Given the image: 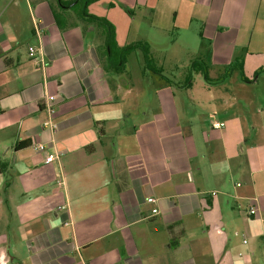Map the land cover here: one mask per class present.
Returning <instances> with one entry per match:
<instances>
[{
	"label": "crops",
	"instance_id": "crops-1",
	"mask_svg": "<svg viewBox=\"0 0 264 264\" xmlns=\"http://www.w3.org/2000/svg\"><path fill=\"white\" fill-rule=\"evenodd\" d=\"M53 9L0 0V264H264V115L246 104L212 117L232 62L247 84L264 76V0L89 6L119 47L148 42L170 78L206 61L211 81L196 73L188 87L186 72L150 83L141 62L134 77L135 53L126 73H106L94 33L66 13L60 28ZM147 82L157 88L144 92ZM48 95L59 100L44 126ZM35 142L59 159L46 164Z\"/></svg>",
	"mask_w": 264,
	"mask_h": 264
},
{
	"label": "trees",
	"instance_id": "trees-1",
	"mask_svg": "<svg viewBox=\"0 0 264 264\" xmlns=\"http://www.w3.org/2000/svg\"><path fill=\"white\" fill-rule=\"evenodd\" d=\"M98 0H56L57 8L60 13L53 9L55 20L58 26L62 29L66 27V20L62 13L73 15L76 21L83 26L84 33L91 30L94 37L101 41L98 46V51L102 63V67L106 73L124 74L126 73L127 57L132 53L140 52L142 55V72H149L156 77H159L165 84L172 85L174 80L165 75L162 67L157 65L152 54L151 46L148 42L139 41L123 47H119L116 41L114 26L105 18L98 17L89 13V6ZM237 63V65H235ZM242 62L236 59L225 69V78L229 77L231 72L240 68L241 75L246 80ZM183 87L192 86L193 77L196 73H201L206 81H211L209 77V65L201 58H198L187 68ZM223 79V77H222ZM22 144L17 145L21 147ZM8 167L7 162L0 159V172H5Z\"/></svg>",
	"mask_w": 264,
	"mask_h": 264
},
{
	"label": "rangeland",
	"instance_id": "rangeland-1",
	"mask_svg": "<svg viewBox=\"0 0 264 264\" xmlns=\"http://www.w3.org/2000/svg\"><path fill=\"white\" fill-rule=\"evenodd\" d=\"M177 38L178 35L176 33H172L170 35V40L172 42ZM185 42H186L185 39H181L180 42L176 45V48L186 46ZM98 43L100 44L101 41L98 40ZM157 56L159 55L157 54ZM140 62L142 64V55L140 52H135L129 64V68H130L129 71L132 72L134 77L135 76L140 78L142 77L140 73L141 71ZM159 64H160L159 67L161 66L165 67L164 73H166V75L167 73L170 74L171 71L169 70L168 65L165 66L164 64L161 63ZM185 71L186 70L183 67L180 70L174 71V74L177 76L176 79L172 78L174 82H177ZM233 72H234L233 74L232 72L230 74L232 76L229 75L227 81L223 84V86H221L223 88L228 89L229 92L220 93L219 96L217 97L218 98L217 103L219 108L217 110V114L212 116L214 120H223L226 115L238 116V114L242 113V111L244 110L243 107L246 104L249 105L248 115H250V117H252L255 114L264 115V76H262L260 78V81L255 84H247L242 80L239 71H233ZM149 75L150 76L148 80L150 81V83L155 82L152 78H150L152 77L151 73H149ZM221 77L225 78V71H223ZM150 83L147 82V84H145L144 87L142 86L140 88H142L144 92L146 89L151 90L152 88H157L156 85H153L152 87ZM246 110L247 108H245V111ZM246 118L249 120L248 116Z\"/></svg>",
	"mask_w": 264,
	"mask_h": 264
},
{
	"label": "built area",
	"instance_id": "built-area-1",
	"mask_svg": "<svg viewBox=\"0 0 264 264\" xmlns=\"http://www.w3.org/2000/svg\"><path fill=\"white\" fill-rule=\"evenodd\" d=\"M39 27L36 26V30L37 32L38 31ZM29 52H30V55L31 56H34L35 53H36V49L34 47H30L29 48ZM59 100V95H48L45 99V106H46V110L49 114V120L44 124V126H51L52 124V117L53 115H55L56 113V104H57V101ZM225 126V123L224 122H214L212 124V127L214 129H222L223 127ZM32 147L33 149L38 152V153H41L45 156L44 158V161L46 164H49V163H53L54 161H56L57 159H59V154L58 153H48L47 152V146L43 143H33L32 144ZM58 182V185L59 186H62L64 187L65 186V181L64 179H60ZM147 202L148 203H156V199L154 198H148L147 199ZM257 212L256 208L255 207H252L249 211V213L251 215H255ZM153 214L154 215H158L159 214V210L158 208H154L153 209Z\"/></svg>",
	"mask_w": 264,
	"mask_h": 264
}]
</instances>
